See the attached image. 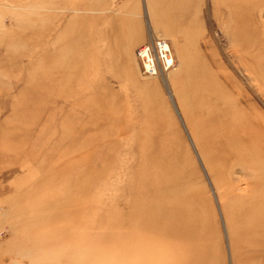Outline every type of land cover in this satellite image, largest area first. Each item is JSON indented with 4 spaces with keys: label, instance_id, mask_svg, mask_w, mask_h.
Returning a JSON list of instances; mask_svg holds the SVG:
<instances>
[{
    "label": "rangeland",
    "instance_id": "1",
    "mask_svg": "<svg viewBox=\"0 0 264 264\" xmlns=\"http://www.w3.org/2000/svg\"><path fill=\"white\" fill-rule=\"evenodd\" d=\"M149 36L163 78L140 76ZM228 122L264 144V0H0V264H264ZM167 146L185 187L160 200Z\"/></svg>",
    "mask_w": 264,
    "mask_h": 264
},
{
    "label": "bare ground",
    "instance_id": "2",
    "mask_svg": "<svg viewBox=\"0 0 264 264\" xmlns=\"http://www.w3.org/2000/svg\"><path fill=\"white\" fill-rule=\"evenodd\" d=\"M217 128H218V130H220V136H219V139L217 141L218 147H220L221 150L222 149L224 151L226 150V153H229V154H230V152H234L235 150L238 149L237 151L240 152V154H238L239 161L243 164V166H245L246 168H248L252 172L251 173V178H250V176L248 178L251 181H248V182H249V184L252 183L255 186H251L250 189L248 190V193L246 194V198L248 197V203H249V204H246V205H248V207H251V210L249 209V213H248L249 215H246V217H249V220L252 222L250 224L260 223V225L263 226V227H261V229L263 230V234H264V216H262V218H260L261 217L260 215L264 214V195L260 194V191H261L260 188L264 186V178H263V175H262V177L260 175H259V177L254 176V172H256L255 168H254L255 165H257L258 167H259V165H264V144L262 143L263 140L261 139L260 136L254 137V136H249L248 135L247 137H244L243 133L239 132V130L237 131L239 126H238V124L236 122H228V123H225L224 125L222 124L221 126H218ZM241 148H242V150H241ZM161 151H162V149H161ZM161 153L162 154H161L160 158H157V159L153 160V163L155 165L156 170H155V172H153V174H152L153 176L151 178H152V180H154L156 182V186L154 188V192L157 193V196L160 197V200H161V198L164 200V198H165L164 195H166V193H168V191H167L168 188H173L175 185L184 186L185 187V181L184 180H185L186 176L184 178V173H183V170H182L183 168H182V166H179V164H180L179 162H178L179 164H177V162H176V153L174 151V148H171V146H167L165 149H163V151ZM151 164H152V162H151ZM147 167H148V165H147ZM141 168H142V166H141ZM143 168H144V166H143ZM140 174L143 176V172H140ZM173 191H175V190H173ZM180 191H182V190H180ZM174 196H176V195H174ZM257 196H259V197H257ZM181 205H183V204H181ZM185 208H184V210H185ZM244 213L247 214L246 212H244ZM142 216H143V214H142ZM164 217L168 218V220L169 219L178 220V219H180L182 217V215L179 216L178 213L177 214L168 213L165 216L164 215L162 216V218H164ZM158 218L159 217H157V219ZM189 219H190V217H189ZM155 222H156V220H153V219L148 222V225H147L148 229H147L146 233H149V230H151V229L153 230L155 228ZM198 222L200 224V221H198ZM246 222L247 221H245V224H246ZM167 225L169 227L166 229V231H163V233L161 232L162 236L164 238H169V240H171V241H175L176 239H181V237L179 238L178 234L175 233V231L177 229L176 226L174 224H173L174 226L169 225V224H167ZM247 225H249V224H247ZM181 231H183L181 233H184V229L181 230ZM198 231H199V228H198ZM244 234H246V233H244ZM259 235L260 234H255L253 236L257 237ZM260 237L261 236H259V238ZM177 243H179V242H177ZM262 244H264V243H262Z\"/></svg>",
    "mask_w": 264,
    "mask_h": 264
},
{
    "label": "built area",
    "instance_id": "3",
    "mask_svg": "<svg viewBox=\"0 0 264 264\" xmlns=\"http://www.w3.org/2000/svg\"><path fill=\"white\" fill-rule=\"evenodd\" d=\"M140 76L144 79L163 78L173 67L174 59L166 40L148 39L135 50Z\"/></svg>",
    "mask_w": 264,
    "mask_h": 264
}]
</instances>
